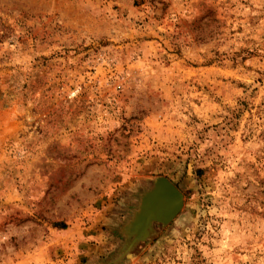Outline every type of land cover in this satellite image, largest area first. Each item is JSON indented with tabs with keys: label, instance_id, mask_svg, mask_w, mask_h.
<instances>
[{
	"label": "rangeland",
	"instance_id": "374dc122",
	"mask_svg": "<svg viewBox=\"0 0 264 264\" xmlns=\"http://www.w3.org/2000/svg\"><path fill=\"white\" fill-rule=\"evenodd\" d=\"M0 264H264V0H0Z\"/></svg>",
	"mask_w": 264,
	"mask_h": 264
},
{
	"label": "water",
	"instance_id": "95a60500",
	"mask_svg": "<svg viewBox=\"0 0 264 264\" xmlns=\"http://www.w3.org/2000/svg\"><path fill=\"white\" fill-rule=\"evenodd\" d=\"M182 203L183 195L172 182L163 176L154 178L152 187L142 194L138 210L125 226L130 240L124 251L137 240L146 238L153 222H170L178 214Z\"/></svg>",
	"mask_w": 264,
	"mask_h": 264
}]
</instances>
